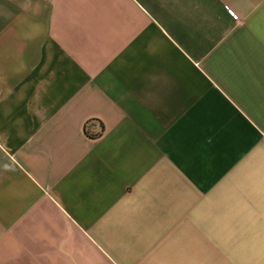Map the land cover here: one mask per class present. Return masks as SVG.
Masks as SVG:
<instances>
[{"label": "crops", "instance_id": "0c3cea01", "mask_svg": "<svg viewBox=\"0 0 264 264\" xmlns=\"http://www.w3.org/2000/svg\"><path fill=\"white\" fill-rule=\"evenodd\" d=\"M0 264H264V0H0Z\"/></svg>", "mask_w": 264, "mask_h": 264}]
</instances>
